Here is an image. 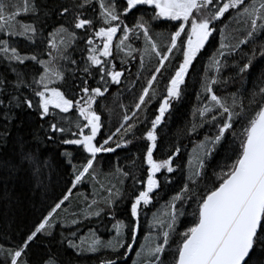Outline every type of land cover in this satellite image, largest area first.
<instances>
[{"label": "snow or ice", "instance_id": "1", "mask_svg": "<svg viewBox=\"0 0 264 264\" xmlns=\"http://www.w3.org/2000/svg\"><path fill=\"white\" fill-rule=\"evenodd\" d=\"M22 14L34 19L21 22ZM49 15L60 19L45 30ZM214 33L218 46L209 53ZM18 38L45 47L22 52ZM258 62L264 65V0H0V198L15 200V182L25 175L35 188L46 187L51 157L43 149H62L72 174L61 198L17 239L0 243V264H33L30 253L45 241L77 257L95 255L98 264H126L133 254V264H264V70L252 71ZM193 79L199 91L185 134L199 151L182 164V149L173 145L158 159V129ZM113 86L126 88L132 103L105 134L100 105ZM33 114L38 120L30 122ZM137 141L143 148L128 157L132 168L118 169L121 184L131 180L128 190L105 188L98 158L131 151ZM137 160L146 165L139 176ZM173 176L179 187L166 192ZM86 182L107 197L69 211L73 190ZM125 199L127 222L115 216ZM102 214L115 221L113 237L91 228L78 234ZM142 218L147 234L137 244ZM43 264L70 262L49 252Z\"/></svg>", "mask_w": 264, "mask_h": 264}, {"label": "trees", "instance_id": "2", "mask_svg": "<svg viewBox=\"0 0 264 264\" xmlns=\"http://www.w3.org/2000/svg\"><path fill=\"white\" fill-rule=\"evenodd\" d=\"M20 2V0H17ZM68 2V0H64ZM43 3L49 6H54L55 0H43ZM21 22H31L34 18L31 15H21L18 17ZM59 17L49 15L46 18V22L43 23L45 30H50L52 25H55L59 21ZM38 26L40 22H37ZM163 32V35H158L159 42L163 45L167 43L168 30L162 26L161 29L157 30V33ZM239 36V33H236ZM215 40L210 38V45H206V50L210 53L218 46L219 37L214 33ZM18 46L22 52L32 53L40 52L45 46L42 43L32 45L30 42L25 41L23 38H18ZM78 49L77 56H79ZM247 51V48H245ZM47 59V56H44ZM135 63V62H133ZM119 67V65H118ZM197 69L199 70L200 65L198 64ZM264 70V65L259 62L253 68V72ZM137 73L136 67H132L131 74L126 73L130 80L135 78ZM78 83V81H77ZM72 82L69 81L68 88L71 90ZM155 87V86H154ZM140 88V84L137 83V88L133 89V92H137ZM162 91V88H157V93ZM199 89L196 87V81H191V86L186 90L187 94L179 102H174L170 114L165 117V124L161 125L158 129V134L161 137L159 142V148L157 156L158 159L167 158L169 150L173 145L181 147L180 157L177 158L182 164L190 156L191 150L197 145L196 140H190L185 134L186 129L189 127V122L192 118V112L197 101L195 99L196 93ZM132 103V96L128 90L124 87H120L117 90V86H113L111 93L101 102L102 119L105 120L107 128L102 130L105 134L109 130L115 131L118 127V122L122 119L123 107L128 106ZM159 100L157 99L152 103L149 109L150 113L155 112ZM30 122L38 120L33 114L28 117ZM71 150L74 146H65ZM127 149H117L115 153H103L98 158L100 162L101 175L98 177L100 183L107 188L109 185H116L117 188L127 191L131 180L126 181L124 184L120 183L119 168L128 169L132 168V161L128 159L129 156L139 155V149L143 148V144L140 142H134V145H130ZM62 149L51 147L42 150V154L45 157H51V166L45 171L43 180L46 187L35 188L31 178L25 175L22 179L15 182V195L16 199L9 202L8 200L0 198V243H6L8 241L18 238L19 233L30 227L37 218L45 212L47 207L51 205L58 198H61L65 190L70 187L69 181L72 178L71 169L64 163L63 158L60 156ZM12 153L9 150L3 156L7 158ZM155 155V154H154ZM219 158V157H218ZM77 159L80 160L79 153H77ZM146 165L141 166L140 161H136V175L142 174V168ZM140 169V170H137ZM172 175V174H170ZM174 184L166 188V192H172L174 189L179 187V176H173ZM11 187V186H9ZM5 188L0 183V193H3ZM161 196H165V193H161ZM85 197L87 200H85ZM101 199L107 197V192L100 189L99 185L93 187L92 183H85L77 186V189L73 190V196L71 197V205L69 211L76 210L80 211L85 209L86 203L91 202L93 198ZM163 204V200H161ZM129 202L125 199L124 203L119 204L116 209L115 216L117 220H123L127 222L129 217ZM150 215V214H149ZM64 216V213H61ZM115 223L107 214H102L99 218H92L91 220L84 221L80 227V235H87L89 229H95L97 235L107 240L114 236L115 232L112 225ZM141 235L137 239V244L144 242L142 237L147 234V229L144 225V219L141 220ZM59 230V229H58ZM64 235H67V230H64ZM139 250L134 248V251ZM49 252L57 254L60 259L69 261L70 264H98L97 257L95 255H84L77 257L70 249L65 246L53 244L48 245L47 241L42 242L35 246L30 253L33 264H43L45 258L49 255ZM136 260L135 255H130L126 264H132Z\"/></svg>", "mask_w": 264, "mask_h": 264}, {"label": "rangeland", "instance_id": "3", "mask_svg": "<svg viewBox=\"0 0 264 264\" xmlns=\"http://www.w3.org/2000/svg\"><path fill=\"white\" fill-rule=\"evenodd\" d=\"M147 74H145V77L143 79H147ZM195 150V151H194ZM199 151V149L197 148V145L195 147H193V149L191 150L190 156H192L194 158L195 153ZM133 264V263H132Z\"/></svg>", "mask_w": 264, "mask_h": 264}]
</instances>
